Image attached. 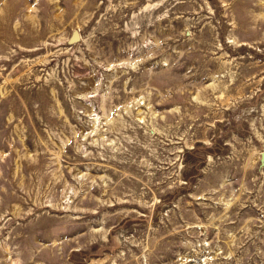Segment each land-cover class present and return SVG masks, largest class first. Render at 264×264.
<instances>
[{
  "label": "rangeland",
  "instance_id": "obj_1",
  "mask_svg": "<svg viewBox=\"0 0 264 264\" xmlns=\"http://www.w3.org/2000/svg\"><path fill=\"white\" fill-rule=\"evenodd\" d=\"M263 153L264 0H0V264H264Z\"/></svg>",
  "mask_w": 264,
  "mask_h": 264
},
{
  "label": "water",
  "instance_id": "obj_2",
  "mask_svg": "<svg viewBox=\"0 0 264 264\" xmlns=\"http://www.w3.org/2000/svg\"><path fill=\"white\" fill-rule=\"evenodd\" d=\"M78 36H79V33L77 31H75L73 37L75 38ZM262 160H264V153L262 154Z\"/></svg>",
  "mask_w": 264,
  "mask_h": 264
}]
</instances>
